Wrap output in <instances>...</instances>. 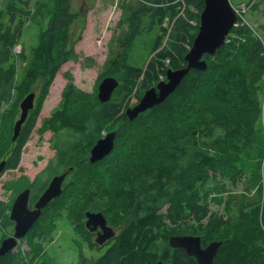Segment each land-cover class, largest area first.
Listing matches in <instances>:
<instances>
[{"label": "trees", "instance_id": "16d2710c", "mask_svg": "<svg viewBox=\"0 0 264 264\" xmlns=\"http://www.w3.org/2000/svg\"><path fill=\"white\" fill-rule=\"evenodd\" d=\"M204 7L205 0L124 3L126 29L96 93L78 89L67 73L59 105L42 121L40 133L53 132L55 156L45 177L38 175L25 188L32 190L35 202L54 176L70 177L57 201L73 190L77 195L78 189L67 218L101 252L89 257L79 245L78 264H198L184 250L169 246L170 237L186 235L200 236L203 247L222 242L214 264H264V25L261 36L239 18L226 44L204 57L207 70H191L164 103L134 121L126 115L147 90L166 79L167 70L187 65ZM30 23L40 33L28 58L16 48ZM154 26L160 32L147 65H130L136 38ZM84 27L74 0H11L0 7V164L6 162L5 172L21 170L25 146L58 73L79 58L75 47ZM109 76L119 87L109 102L100 103L98 86ZM32 92L34 108L13 143L20 103ZM133 98L137 103L132 105ZM106 132H116L115 149L92 164L91 150ZM244 176L248 184L241 194L221 183L236 187ZM14 201L0 200V230L5 233L13 225ZM210 201L222 212L213 211ZM50 208L23 240L43 239ZM87 212L103 213L119 230L110 247L91 242ZM31 250L30 257L14 252L0 256V264H32L41 256L42 244Z\"/></svg>", "mask_w": 264, "mask_h": 264}, {"label": "rangeland", "instance_id": "374dc122", "mask_svg": "<svg viewBox=\"0 0 264 264\" xmlns=\"http://www.w3.org/2000/svg\"><path fill=\"white\" fill-rule=\"evenodd\" d=\"M10 1L0 0V7L5 9ZM135 2L136 0H74L75 7L81 12L85 22L82 38L75 47L79 58L77 61L64 64L58 73L50 94L43 104L35 131L25 146L20 164L21 170L4 171L0 174V200L12 203L29 182L40 174L45 177V171L55 156V151L50 145L53 132L49 130L42 135L39 130L42 121L51 116L61 101L62 92L67 84L66 74L73 75L74 84L78 89L88 95L96 93L101 76L108 72V61L118 50L117 39L126 29L123 4H135ZM230 2L238 10L241 19L263 36L259 27L264 25V0H230ZM259 2H261L259 9L253 10V6ZM159 32V27L154 26L151 31L143 32L136 38L130 54V65L135 67L147 65ZM39 33V27L32 23L27 24L16 52H25L26 56L31 58L32 51L39 41ZM21 73L22 69L18 63V74ZM136 103L137 99L133 98L131 104ZM69 180L70 177L66 182L68 183ZM221 183L226 184L233 192L241 194L245 192L247 177L244 176L236 187H232L224 180ZM78 192L77 189V195ZM77 195L73 190L63 201L59 200L52 204L46 213L50 216V222L44 227L46 231L43 233V239L37 237L21 239L14 253H23L30 257L34 254L31 250L32 245L41 243V256L32 264H78L79 245L87 256L100 255L98 249L91 248L78 233L76 234L67 218L69 206L73 204ZM210 204L213 211L222 212V206L217 205L215 201H210ZM11 234V231L5 233L0 230V245L2 240L11 237Z\"/></svg>", "mask_w": 264, "mask_h": 264}, {"label": "water", "instance_id": "95a60500", "mask_svg": "<svg viewBox=\"0 0 264 264\" xmlns=\"http://www.w3.org/2000/svg\"><path fill=\"white\" fill-rule=\"evenodd\" d=\"M238 14L230 0H205V7L200 16L198 33L194 39L192 48L185 57L186 66L166 72V79L160 81L155 87L147 90L142 99L134 106L126 110L130 121H134L141 114L154 109L164 103L180 86L184 78L191 70L205 71L208 63L204 59L206 55L214 56L222 48L231 31L237 26ZM119 81L115 77L104 78L98 86L97 99L100 103L109 102ZM36 93L32 92L20 103V118L15 122L13 128L12 142L15 143L20 136L22 126L26 122L29 112L35 105ZM116 132L105 133L104 137L97 141L90 153L92 164L103 161L110 156L115 149ZM6 169V162L0 164V174ZM67 173L54 176L46 190L39 197L35 208H29L31 195L30 189L22 191L13 202L10 219L15 223V233L12 237L4 239L0 246V256L13 253L18 241L26 238L43 214V210L55 199H58L64 191ZM86 227L91 231L101 228L102 233L96 240L98 245H104L108 240L116 236L114 229L108 226L107 219L103 213L87 212ZM222 242H211L206 247L202 245L200 236H172L169 246L173 249L184 250L189 257L196 259L198 264H214ZM157 264H165L160 261Z\"/></svg>", "mask_w": 264, "mask_h": 264}, {"label": "flooded vegetation", "instance_id": "af4514ba", "mask_svg": "<svg viewBox=\"0 0 264 264\" xmlns=\"http://www.w3.org/2000/svg\"><path fill=\"white\" fill-rule=\"evenodd\" d=\"M20 114H21V109L19 108V114H18V118H17V120L20 118ZM16 120V121H17ZM36 179V178H35ZM34 179V180H35ZM34 180H32L31 181V183L32 182H34ZM48 185H49V183H48ZM48 185H47V187H48ZM25 189H30V188H25ZM24 189V190H25ZM23 190V191H24ZM31 190V189H30ZM16 199V198H15ZM38 199L39 198H37V200L35 201V202H33V199H32V190H31V195H30V200H29V208L31 209V210H33L34 208H35V204H36V202L38 201ZM57 201V199H55L53 202H51L49 205H48V207L50 206V205H52V204H54L55 202ZM13 205V204H12ZM48 207H46V208H48ZM45 208V209H46ZM44 209V210H45ZM44 210H43V214H44ZM86 221H87V218H86V214H85V219H84V223H85V227H86ZM12 223H13V225H12V228H11V237L14 235V233H15V223L13 222V221H11ZM108 222V221H107ZM73 225V224H72ZM108 226L109 227H111L109 224H108ZM73 227H74V230L76 231V228H75V226L73 225ZM112 229H114V231L116 232V236L118 235V233H119V230H116L115 228H113V227H111ZM86 229L88 230V236H89V238H90V240H91V242L93 243V244H96L97 245V247H100V248H103V249H106V248H108V247H110L112 244H113V242H114V239L116 238V236L113 238V239H111V240H108V241H106L105 243H104V245H98L97 243H96V240H97V238L99 237V234L100 233H102V230H101V228H98L97 230H95V231H91L90 229H88L87 227H86ZM32 231V230H31ZM30 231V232H31ZM29 232V233H30ZM29 233L27 234V236L29 235ZM76 234H77V231H76ZM27 236H26V238H27ZM84 240H85V238L84 237H82ZM23 240V239H22ZM3 241V240H2ZM2 243V242H1ZM1 246V245H0ZM98 256V255H97ZM89 257H92V256H89Z\"/></svg>", "mask_w": 264, "mask_h": 264}, {"label": "built area", "instance_id": "2783aa9c", "mask_svg": "<svg viewBox=\"0 0 264 264\" xmlns=\"http://www.w3.org/2000/svg\"><path fill=\"white\" fill-rule=\"evenodd\" d=\"M236 10V9H235ZM237 14H238V10H236ZM238 17L241 18V16L238 14Z\"/></svg>", "mask_w": 264, "mask_h": 264}]
</instances>
